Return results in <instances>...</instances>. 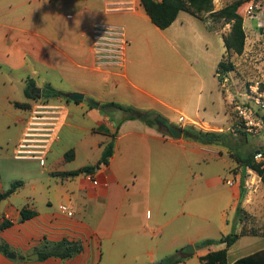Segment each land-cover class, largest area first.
I'll list each match as a JSON object with an SVG mask.
<instances>
[{
	"label": "crops",
	"instance_id": "0c3cea01",
	"mask_svg": "<svg viewBox=\"0 0 264 264\" xmlns=\"http://www.w3.org/2000/svg\"><path fill=\"white\" fill-rule=\"evenodd\" d=\"M33 1H39L41 5H44L43 3L51 5L53 8H55L53 2H57L56 0H30V3ZM105 6L107 11H105V17L99 14L102 18L96 21L103 22L102 25L109 27L112 24L120 25L128 30L129 27H134L130 37L128 36L129 31L126 34L129 38H126L128 46L124 73H120L117 66L102 64L96 61V58L94 60L95 55L92 54L91 48L92 30H77L79 31L78 37L68 38V43L65 44L67 38L61 36L60 33L57 39L51 36L49 30H53L54 27L48 23L42 24L43 16L40 18V16L31 15L22 18V28H16L8 23L9 19L0 20V69L7 67L13 72H20L26 69L28 61L32 60L36 64L60 73L71 71L74 76L83 75L88 78L86 81L89 82L90 85L87 84L90 88L67 93L69 96L80 93L86 97L96 92L93 102L96 104L99 102L102 105L110 102L107 99V92L110 88L112 91L116 89L120 95H131V99L135 101L146 98L159 102L162 106L176 111L180 115V121H183L185 125L190 124L204 131L230 133L233 115L228 112H225V120L206 119L208 107L203 102V85L207 79L202 73V68L199 71L194 69L201 84L200 94L195 98L190 95L185 100H178V108L153 95L155 89L153 85L149 83L146 84L147 88L141 87L139 84H142V81L139 77L134 74L131 78L128 74L129 64L131 65L132 61L128 51L130 46L133 42H141L138 48L143 49L145 43L142 28L139 30L138 27L139 18L151 23L156 31L166 34L176 30L177 27L184 29L185 23L181 20L183 12L179 14L172 26L166 30H160L145 14L139 0L134 8L129 9L107 10V2ZM57 15L63 17L59 13ZM128 15L136 21V24L132 21L129 24V17H123ZM47 18L46 21H49V17ZM76 25L79 28L83 26L81 23ZM92 26L100 25L93 24ZM55 28L58 30V27ZM205 30L210 36H221L220 40L224 44L222 34L209 31L206 25ZM71 44H73L72 47ZM144 47L149 52L163 49L159 45L146 44ZM220 61L217 60L214 66L218 67ZM216 71L217 68L215 77L218 79ZM182 78L183 85H186L187 80L184 76ZM25 82L27 86L28 81ZM178 84L179 82L176 86ZM25 89L26 87L23 89V95L27 98ZM233 96L231 94L230 97L224 98L225 105L226 100L229 99L231 102L230 99ZM7 100L9 104H26V102L13 100L11 97H7ZM116 103L124 104L120 100ZM130 104L140 109L136 103ZM100 105L98 108L93 107L92 112L88 113V117L94 124L90 132L96 138L98 137L94 143V148L99 152L95 165L101 159L106 144L117 133L110 163L97 167L92 174H82L74 178L63 177L59 174L77 171L87 165L73 170L54 169L50 171L52 177H49V181L53 183L47 186V207L41 211L33 204L35 201L33 196L38 188V182L43 181V178L39 180L29 177V182L18 181L21 185L16 193L0 201V246H7L16 258L10 259L0 252V264H101L104 259L107 261L106 264H127L129 261L139 264L143 258H148V261L155 264L157 260L177 253L189 254L186 249L189 246L195 247L198 242L202 241V234L206 229H203L205 227L202 225L197 226V234L193 237L190 233L193 229L192 219L200 223H210L212 218H216L221 227L226 229L229 225V214L236 212L241 192H245V189L247 193L242 208H250L249 203L256 197V192L250 191L249 185L244 186L242 178L244 173L250 177L251 174L248 171L251 169L241 168L240 173L233 172L232 170L239 166L227 152H222L221 149H219L220 152H215L211 150L216 148L215 145H201L184 137L175 139L170 133L165 134L158 127L147 125L144 122L145 118L124 120L125 115H122L121 120L116 121L111 119L109 114L100 112ZM12 113L14 116L10 117L9 123L4 127L7 129L15 127L18 130V140L14 143L13 151L8 152L13 155L10 158H3L5 153L0 151V194L5 193L12 186L15 178L10 176L9 171L14 173L17 167L24 165L21 162L36 160L45 164L46 158L54 145L58 143L69 118V112H31L30 108L24 110L18 108ZM159 115L169 121L165 123H176V120L165 113ZM42 130L50 132L45 157L42 160L34 157L18 158V146L25 140H40ZM80 151V148L75 146L74 159L72 161L65 159V163H74L79 158ZM259 151L262 152L261 149H257L255 153ZM224 153L233 162L229 168V174L232 177L224 173L207 176L203 173L196 174L193 171L194 162L195 164L198 162L209 164V157L221 158ZM255 175L256 186L260 188V191L264 186L261 178L256 173ZM30 183H34L32 185L34 193L22 197L23 189ZM54 201L60 204L59 207L67 205L74 216L68 217L62 213L59 207H55ZM25 207L35 211L37 215L28 221L20 222V212ZM6 220L12 222L13 225L1 229ZM178 220L180 224L177 227L188 230L187 235H177L178 228L172 224ZM222 236L226 235L222 234ZM64 239L70 242H80L82 252L66 260L56 257L40 260L39 252L45 251L47 243L53 244ZM261 239L264 238L243 236L235 245L241 242L242 250H245L251 248L255 241H259L260 244ZM222 245L224 247L213 245L211 251L222 250L226 247ZM235 245L229 249L228 257ZM260 250H264V245H260L254 253ZM35 255H38L39 259L31 260ZM189 256L190 254L184 256L185 259L180 264H189Z\"/></svg>",
	"mask_w": 264,
	"mask_h": 264
},
{
	"label": "rangeland",
	"instance_id": "374dc122",
	"mask_svg": "<svg viewBox=\"0 0 264 264\" xmlns=\"http://www.w3.org/2000/svg\"><path fill=\"white\" fill-rule=\"evenodd\" d=\"M56 1L57 2L54 1L55 3L53 2L55 5V8H53L51 5L45 3L41 5L39 1L30 3V0H0V20L9 19L7 21L8 23L14 25L16 28H22L23 17L31 15L33 17L40 16V18H42L43 16L44 21L42 24L48 23L54 27L53 30H49L51 36L57 39L60 33L61 36L67 38L64 42L65 44L68 43V38H72L73 36L78 37L79 31L77 30H92L91 48L92 54L95 55V60L94 32L96 27L92 25L99 24L100 26H106L101 24L103 22L96 21L102 18L99 14L104 16L106 11L105 3L107 2V10L115 8L129 9L134 8L136 4H138V0H106V2L104 0ZM236 1L242 3L239 13L244 18V30L247 36L244 53L241 56L231 52L228 57L224 44L220 40L221 36L208 35L205 30V25L209 31L218 32L222 34L224 38L228 36L231 31L230 24H226L224 20L215 21L208 14L204 15V21H200L189 13L181 12V20L185 23L184 29L177 27L178 30L176 29L166 34L156 31L151 23L139 18L138 27L139 30L142 28L141 31L144 33V42L149 45L162 46L163 49L149 52L147 48L144 47L146 46L145 43L143 44V49H141L138 48L141 42H133L128 50L130 60L133 61H131V65L129 64V76L132 78L135 74L139 77L142 81V84H139L141 87L147 88L146 84L150 83V85H153L155 88L153 90V95L166 101L173 107L178 108V100H185V98L190 97V95H193L195 98L200 94L201 84L194 69L199 71L202 68V73L207 79L203 85V102L208 107L206 119L215 118L217 120H225V112L233 115L234 108L231 103L234 98L238 102H241L245 92H250L252 90L251 87L259 89L261 92L264 91V0H215V11L233 4ZM58 13L63 15V17H58ZM47 17H49V21H46ZM123 17H129V24L131 21L136 24V21L130 18L131 16L128 15L127 17ZM80 23L83 26L79 28L76 24ZM55 27H58V30ZM111 27L122 28L117 24H112ZM133 28L134 27L131 26L129 30L122 29L125 35L128 34L129 31L128 36L130 37V33L134 31ZM129 37L126 35V38ZM104 42L111 44L110 41ZM72 45L73 44L70 46L72 47ZM224 56L227 57H225L227 60L235 64L236 70L229 73L227 76L217 74V79L215 77L217 65H214L217 60H223ZM125 63L123 68L126 65ZM123 68L119 67L120 73H124ZM62 72L64 74L56 70L48 69L43 65L36 64V62L32 60H29L26 69L20 72H13L7 67L0 69V151L5 153L3 158L7 159V157L10 158L13 156L12 153L8 154V152L13 151L14 143L18 140V130H16L15 127L10 129L4 127L9 123L10 117L12 118L14 116V113L11 114V112H16V110H18L14 104L11 103L12 106L9 104L7 97H11L13 100L26 102V104H31V112H69L67 125L60 134L58 143L54 145L51 153L46 158L45 164H41L36 160L30 162L25 161L21 162L24 165H21L22 167H17L14 173L11 172V170L9 171L10 176L15 178L12 183L18 181L29 182V177L39 180L43 178V181L38 182V188L33 196V199H35L33 204L40 211L47 207V186L53 183L49 181V177H52L50 171L54 169L73 170L83 165H95L99 153L94 148V143L98 137L96 138V136L91 134L90 129H92L94 124L92 119L88 117V113L93 110L91 101L93 102V100H95L96 92L86 95L84 101L79 103L71 100L67 93L90 88V86H88L89 82L86 81L88 78L83 75L74 76L71 71ZM183 76L187 80L186 85H183ZM29 78L35 81V86L32 88L34 100L27 99L23 95V89L26 87L25 81H28ZM177 82H179L178 86H176ZM48 85L54 88L55 91L61 93L62 97L45 98L42 92ZM147 90H149V88ZM230 93L234 96L230 99L231 102H229V99L226 100L225 105V99L226 97H230ZM107 99L110 102H117L120 100L124 103L121 105L124 106H130L133 105L130 103H136L140 107L139 110H141V112H149L150 109H154L152 112H155V114L165 113L176 120V123H172V125L179 129H184L186 126L190 125H185L183 121H180V115L176 111L166 108L152 99L141 98L139 101H135L131 99V95H120L116 89L112 91L111 88L107 92ZM97 103L100 105L99 102ZM107 112L109 117L116 121H120L122 115L126 117V114L120 110L110 109ZM151 118H155V116ZM160 129L165 134H169L165 126L160 127ZM229 132L232 135L228 141L215 145L216 148H212L211 150L220 152L219 149H221L222 152H227L231 158L234 154L255 156V151L257 149H261L264 153V133L256 136L246 135L238 131L232 132L230 130ZM226 144L229 145V147H227ZM75 146H78L81 150L79 158L72 164L65 163L66 154L71 150L74 151ZM195 158L194 156L193 159L195 160ZM208 161L209 164H204V162L195 164L194 162L193 171L196 174L203 173L207 176L216 173H224L230 176L229 168L233 165V162L225 153L221 158L212 159L209 157ZM241 170V167H237L232 171L241 172ZM248 172L251 174L250 177H247L245 173L243 174V185H249L250 191L256 192V197L249 203L250 208H243V212L239 218L236 212L229 214V225L226 226V229L221 227L216 221V218H212L210 223H200L198 220L192 219L193 229L190 233H192L191 235H193V237L197 234V226L202 225L205 227L203 229L206 230L202 234V241L198 242L193 249H191L192 246L188 247L190 248L189 264H201L199 257L207 251V249L199 247L201 242L206 240L218 241L222 234L229 235L231 233H239L244 237L264 238V188L262 187L259 191L260 188L256 186L255 172L252 170ZM29 173L31 174L30 176ZM33 184L34 183L27 184V187L22 191V197L34 193V191L32 192ZM246 193L247 189H245V192H241V199L238 202V206H242ZM261 194H263V196H260ZM53 204L55 207H59L60 205L57 201H54ZM179 224L180 220L174 222L172 226L177 227ZM187 234L188 230L177 229L178 236ZM260 245H264V239L260 240V244L259 241H255L251 248L242 250V243L240 242L231 250L228 261L232 263L234 260L240 259V257L248 256L254 253ZM216 247L224 246L216 244ZM182 255L186 257L189 254L184 253ZM106 263L107 261L104 259L101 264ZM127 264L135 263L129 261ZM139 264L154 263L148 261V258H143V261L139 262Z\"/></svg>",
	"mask_w": 264,
	"mask_h": 264
},
{
	"label": "trees",
	"instance_id": "16d2710c",
	"mask_svg": "<svg viewBox=\"0 0 264 264\" xmlns=\"http://www.w3.org/2000/svg\"><path fill=\"white\" fill-rule=\"evenodd\" d=\"M140 5L143 8L145 14L150 18L151 22L160 30H166L176 21L181 12H186L197 18L200 21H204V15H210L215 21L224 20L226 24L231 25V31L228 36L224 38V46L226 53L229 57L231 52L237 55H242L244 53L246 45V33L244 30V18L239 13V9L242 6L240 1H236L233 4L227 5L222 9L215 11L214 1L215 0H139ZM224 56L218 64L216 74L227 76L229 73L236 70V66L233 62L227 60ZM35 86V81L33 79L28 80L25 89V95L28 99H35L32 94V88ZM43 96L47 99L49 98H60L61 93L55 91L50 85L42 92ZM68 96V95H66ZM79 103V102H77ZM17 108L29 109L30 104L14 103ZM100 111L102 113H108L110 109L120 110L126 114L124 120H143L144 122L152 127L160 126L157 124L159 122H167L159 114L155 112H141L140 110L132 106H124L116 102H108L100 105ZM155 116V118H151ZM184 132L183 137L187 140L199 143L201 145H217L220 143H225L228 141L231 133L216 132V131H204L193 125L186 126L182 129ZM117 134V133H116ZM116 134L112 136V140L106 144L104 147L101 159L97 165H90L83 167L77 171L72 172H62L59 175L63 177H77L82 174H92L96 171L98 166L108 165L111 158L113 157L114 147H115V137ZM227 147L229 145L226 144ZM75 157L73 150L66 154V160L72 161ZM232 158L238 164L239 167L244 169H251L260 178L264 186V163H258L255 161L254 155L243 156L241 154H234ZM21 185V182H15L12 184L5 193L0 194V201L10 197L17 188ZM243 212L242 206H237L236 215L239 218ZM20 222L28 221L34 218L37 213L27 207L21 210ZM12 222L6 220L1 226V229H6L12 226ZM243 237L239 233H231L226 236H222L218 241L206 240L199 244V247L207 249L206 254L199 257L201 264H230L228 261L229 249L234 246L239 239ZM216 244H224L226 247L222 250L211 251V247ZM83 248L80 242H70L66 239L61 242L46 244L45 251H40V260L44 261L50 257L61 258L63 260L71 259L76 257L82 252ZM0 252L7 256L10 253V249L7 246H0ZM185 259L184 256L179 253L172 256H168L161 259L155 264H180ZM232 264H264V250L257 251L245 257L237 259Z\"/></svg>",
	"mask_w": 264,
	"mask_h": 264
},
{
	"label": "built area",
	"instance_id": "2783aa9c",
	"mask_svg": "<svg viewBox=\"0 0 264 264\" xmlns=\"http://www.w3.org/2000/svg\"><path fill=\"white\" fill-rule=\"evenodd\" d=\"M94 45L97 61L123 68L125 54L128 46L124 30L118 27L98 26L94 32ZM104 41H110L107 44ZM250 92H245L241 102L232 101L234 108L232 132H241L246 135H261L264 133V91L251 87ZM40 140H25L18 146L17 157H34L42 160L46 155L49 145L50 132L42 130ZM255 161L264 163V153L257 152ZM60 211L68 217H73L74 213L67 205H61Z\"/></svg>",
	"mask_w": 264,
	"mask_h": 264
},
{
	"label": "water",
	"instance_id": "95a60500",
	"mask_svg": "<svg viewBox=\"0 0 264 264\" xmlns=\"http://www.w3.org/2000/svg\"><path fill=\"white\" fill-rule=\"evenodd\" d=\"M38 92H40V91L38 90ZM70 99L75 101V102H82V101H84L85 96H84V94L74 93V94L70 95ZM91 104H92V106L94 108H98L99 107L98 104H96V103H94L92 101H91ZM157 124L160 127L165 125L163 122H159V121H157ZM166 126L168 127V131H169V133L171 134L172 137H174L175 139H182L183 138L184 132H183L182 129L176 128L171 123H166ZM98 168H99V166H98ZM189 249L190 248H187L186 251L190 254V250ZM191 249H193V246L191 247ZM7 257L10 258V259H15L16 255L11 252V253H9L7 255ZM38 259H39L38 255H35L34 257L31 258V260H33V261L38 260Z\"/></svg>",
	"mask_w": 264,
	"mask_h": 264
},
{
	"label": "flooded vegetation",
	"instance_id": "af4514ba",
	"mask_svg": "<svg viewBox=\"0 0 264 264\" xmlns=\"http://www.w3.org/2000/svg\"><path fill=\"white\" fill-rule=\"evenodd\" d=\"M36 90L38 91V89H36ZM163 123L165 124L164 126L168 129V127L166 126V123L165 122H163Z\"/></svg>",
	"mask_w": 264,
	"mask_h": 264
},
{
	"label": "bare ground",
	"instance_id": "6f19581e",
	"mask_svg": "<svg viewBox=\"0 0 264 264\" xmlns=\"http://www.w3.org/2000/svg\"><path fill=\"white\" fill-rule=\"evenodd\" d=\"M253 174V173H252Z\"/></svg>",
	"mask_w": 264,
	"mask_h": 264
}]
</instances>
